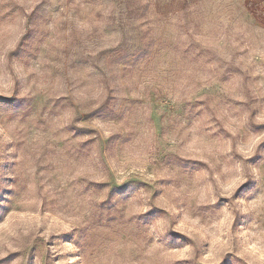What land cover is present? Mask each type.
<instances>
[{
    "label": "rangeland",
    "instance_id": "obj_1",
    "mask_svg": "<svg viewBox=\"0 0 264 264\" xmlns=\"http://www.w3.org/2000/svg\"><path fill=\"white\" fill-rule=\"evenodd\" d=\"M262 145L264 0H0V264H264Z\"/></svg>",
    "mask_w": 264,
    "mask_h": 264
},
{
    "label": "snow or ice",
    "instance_id": "obj_2",
    "mask_svg": "<svg viewBox=\"0 0 264 264\" xmlns=\"http://www.w3.org/2000/svg\"><path fill=\"white\" fill-rule=\"evenodd\" d=\"M261 151H264V145L261 146ZM254 162V161H253ZM130 186L126 185L124 189H127L129 188ZM131 195V194H128V195H124V198L127 199L128 196ZM157 215H159V213H157Z\"/></svg>",
    "mask_w": 264,
    "mask_h": 264
}]
</instances>
